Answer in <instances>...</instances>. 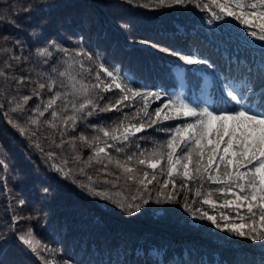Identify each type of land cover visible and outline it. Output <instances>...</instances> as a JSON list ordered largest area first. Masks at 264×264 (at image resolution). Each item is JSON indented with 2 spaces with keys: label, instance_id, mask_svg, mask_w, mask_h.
<instances>
[{
  "label": "trees",
  "instance_id": "16d2710c",
  "mask_svg": "<svg viewBox=\"0 0 264 264\" xmlns=\"http://www.w3.org/2000/svg\"><path fill=\"white\" fill-rule=\"evenodd\" d=\"M213 11L211 5L202 9L172 0L164 4L160 0H0V70L30 78L18 85L14 79L0 77V264H43L18 239L29 229L46 246L40 256L54 264H264V241L221 232L198 218L197 209L217 216L219 210L201 205L193 194L197 187L193 182H189L193 191L181 190L182 180L174 177V198L165 199L173 192L170 183L158 203L167 178L159 169L158 180L146 192L137 191L138 185L124 178L117 180L120 173L112 165L108 171L113 175L98 170L102 166L96 164L80 174L92 149L76 139L75 153L82 159L75 161L68 141L81 134L96 135L94 128L111 125L121 113L79 114L83 118L76 121L73 131L71 121L65 129L58 118L57 127L51 128L45 123L51 119L48 112L38 117L34 112L40 103L37 97L27 104L22 100L32 94L37 86L32 81H39L41 74L46 78L52 67H66L69 57L58 49L75 53L82 47L93 57L91 61L78 58L92 68L89 81L94 82L99 65L104 64L118 70L134 89L159 92L160 99L148 98L149 112L176 97L216 112L240 107L227 96L225 85H229L247 110L254 106L260 114L264 112V41L248 36L231 17L214 19ZM46 47L53 57L38 55L37 50ZM161 48L191 53L208 63L185 65ZM5 61L10 68L4 67ZM101 78L108 80L103 73ZM259 89V99L247 95ZM118 94L114 90L104 95L114 102ZM51 95L45 90L41 99ZM17 102L23 111H11ZM141 107L137 99L123 112L130 115ZM72 114L69 108L61 116ZM30 117L40 123H30ZM180 123L164 121L146 129L133 138L140 148L131 145L126 152L151 150L168 135L157 129ZM21 129L26 131L22 134ZM54 165L69 174L56 171ZM161 167L166 168V161ZM144 170L153 171L140 166L138 175ZM205 187L218 186L205 182ZM97 193H107L108 198Z\"/></svg>",
  "mask_w": 264,
  "mask_h": 264
},
{
  "label": "snow or ice",
  "instance_id": "6c2138e0",
  "mask_svg": "<svg viewBox=\"0 0 264 264\" xmlns=\"http://www.w3.org/2000/svg\"><path fill=\"white\" fill-rule=\"evenodd\" d=\"M160 3L164 4L165 0H160ZM172 3L176 5L194 3L196 7L202 9H208L211 5L216 9L212 12L214 19L231 17L245 29L248 36L264 41V0H210V3H203V0H172ZM3 39L8 38L3 37ZM142 43L151 44L150 41H142ZM58 50L69 57L64 61L66 67L63 70L52 67L46 78L44 74H41L39 81H32L37 86L33 88L30 96L22 97L23 103L27 104L33 96L37 97L40 103L35 106L34 112L38 117L48 112L51 119L45 123L51 128L57 127L58 118L65 129L71 121L73 131H75L76 121L83 116L97 115L100 112L121 113V116L111 125L94 128L96 135L88 137L81 134L68 141L74 153L76 139L92 149L91 154L83 161L84 168L80 169V174H84L85 168H91L93 164H96L102 166L98 170L104 171L107 175H113L108 171L109 166L112 165L119 170L120 175H117V180L124 178L126 182L131 181L138 185L137 191L143 189L146 192L148 185L158 180L157 170L159 169L160 175H165L167 178L164 179L161 192L158 193V203L159 197L163 195L162 190L167 189L170 183L173 192L165 199L174 198L177 188L174 177L182 180L179 185L181 190L193 191L189 189V182H193L197 184L193 194L200 198L201 205H207L213 212L219 210V216H217L210 215L202 208L197 209L200 213L199 219L208 220L221 232H229L253 241H264V112L260 114L249 112L241 105V100L238 99L239 94H234L229 85H225V88L229 89L227 96L236 105H241L240 107L216 112L209 107L192 106L184 99L176 97L170 98L168 102L149 112L148 98L160 99L159 92L142 93L134 89L125 82V78L121 77L118 70L104 64L99 65L94 82L89 81L87 76L92 75V68L85 67V62L78 58L86 57L88 61H91L92 55L82 47L75 53H70L63 48ZM37 51L41 57H53V51L47 47ZM160 51L178 57L185 65L208 63L206 59L197 58L191 53L181 54L167 48H161ZM4 67L10 68L11 65L5 61ZM101 73L108 77L107 81L101 78ZM0 77L14 79L18 85H23L30 79L16 77L3 70H0ZM45 90L52 93L47 100L41 99V93ZM114 90H118L119 94L115 96L113 102L112 97L104 94ZM137 99L142 102L143 107L137 108L130 115L124 113L123 109L131 106V102ZM69 108L73 114L62 117L61 113L67 112ZM18 110L23 111L19 102L11 111ZM141 113L143 116L140 115ZM29 120L32 124L40 123L35 118L30 117ZM171 120L183 121V123L157 129L168 135L165 140L156 143L151 150H140L138 153L126 152L127 147L131 145H134L136 149L140 148L133 139L137 137V134ZM9 123L14 122L10 120ZM25 131L26 129H21L22 134ZM57 146L63 147L62 144ZM109 149L117 154L125 153L124 158H119ZM48 156L51 158L52 153H48ZM73 159L80 161L82 157L75 153ZM165 161L166 168H162L161 165ZM140 166L153 171L150 174L144 170L143 175L139 176ZM53 167L65 176L69 174L62 167L55 165ZM88 179L91 181L92 177L89 176ZM205 182L218 187L206 188ZM103 183H109V181L105 180ZM112 186L116 187V184L113 183ZM97 194L108 198L107 193ZM141 198L144 204L148 203V199ZM128 207L131 208L133 205L129 204ZM135 207L136 211L140 210L139 205ZM185 209L190 210L187 205ZM225 209L229 211L226 212ZM193 218H197L195 213ZM18 239L31 253L41 259L43 264H54V261L40 256V252L47 249L31 229L19 235ZM64 264H67V261Z\"/></svg>",
  "mask_w": 264,
  "mask_h": 264
}]
</instances>
